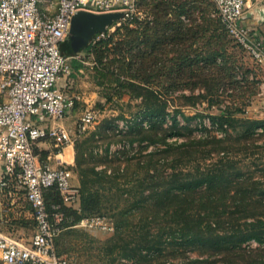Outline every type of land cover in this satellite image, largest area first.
Returning <instances> with one entry per match:
<instances>
[{
  "label": "rangeland",
  "instance_id": "374dc122",
  "mask_svg": "<svg viewBox=\"0 0 264 264\" xmlns=\"http://www.w3.org/2000/svg\"><path fill=\"white\" fill-rule=\"evenodd\" d=\"M163 4L168 6L166 20L186 25L190 24L191 16H195L203 27L202 30L198 27V38L182 49L181 55L168 49L171 45L168 37H165L166 47L163 49L161 44V49L159 41L141 35V29L144 32L146 27L154 25L152 10ZM182 5L189 12H180ZM246 9L263 11L255 25L264 36V5L258 0H246ZM136 11L141 24L132 22L115 34L120 24H113L105 31L96 32L88 44L77 51H72L70 46L62 47L69 53L72 66L78 63L80 68L71 67V74L60 78L65 79L63 88L72 99V105L56 119H71L70 126L65 120L63 125L68 126L72 138L69 154L66 151L64 158L72 155L69 167L78 197L70 204L62 203L54 190L45 197L46 203L61 202L64 227L56 238L57 251L68 264H241L240 257L251 264H264V233L228 247V252L215 240L202 245L188 243L182 252L180 238H167L170 234L162 237V240L167 238L159 244L162 250L149 247L145 252L135 244L136 240L130 241L136 229L130 220L132 217L125 215L120 216L121 219L118 213L141 207L133 199L141 196L142 188L137 183L144 175L142 164L149 150L155 152L154 161L160 158L174 165L185 162L181 167L189 169V177L197 178L201 169L210 174L215 170L223 171L206 193L195 199L203 201L201 207L206 211L214 212L210 217L212 226L245 230L244 218H241L244 210L264 214V115H260L264 111V66L224 31L211 0H136ZM171 33L168 30L165 36ZM67 38L64 41L68 43ZM209 46L223 49L217 55V67L206 60ZM136 52L140 58L134 56ZM128 62L129 69L126 68ZM134 64L143 67L139 71L142 78L136 75L132 78L137 79H130ZM131 80L135 82L130 83ZM156 98L168 101L166 107L170 113L165 116L168 121L175 115L174 127L170 122L163 124L167 131L150 127L155 117L144 116L141 111L146 102L156 105L159 101ZM85 109H91L94 116L85 129L78 131L77 122ZM188 116L191 118L187 119ZM143 123L144 127L140 128ZM164 133V139L177 143L174 145L183 146L182 140L187 137L194 142L186 153H181V146L162 150ZM146 138L157 141L160 152L156 144L147 143ZM131 187L134 193L129 190ZM89 191L92 200L87 202ZM15 192L14 203L17 201L28 213L23 216L8 209L10 198L2 194L0 224L27 237L35 222L23 189ZM89 216L103 217L113 228L90 226L84 222ZM172 217L173 214L168 215L170 221L162 223L161 227L176 235L179 225L171 222ZM249 219L258 217L249 216ZM18 224L20 232L13 228ZM120 224L130 233L127 246L136 247L134 256L128 247L109 250L115 240V226Z\"/></svg>",
  "mask_w": 264,
  "mask_h": 264
},
{
  "label": "built area",
  "instance_id": "2783aa9c",
  "mask_svg": "<svg viewBox=\"0 0 264 264\" xmlns=\"http://www.w3.org/2000/svg\"><path fill=\"white\" fill-rule=\"evenodd\" d=\"M211 1L228 35L264 66V36L246 22V0ZM258 1L264 5V0ZM78 10L121 11L117 24L139 17L136 0H0V193L23 189L35 222L29 237L0 234V264H68L55 243L64 227L61 202L47 206L45 195L53 188L62 203L75 202L73 171L60 157L51 165L37 142L50 139L56 155L72 143L65 127L46 122L58 119L72 105L59 81L71 73L70 55L60 45ZM93 116L85 109L77 130L85 129ZM84 222L113 228L100 216Z\"/></svg>",
  "mask_w": 264,
  "mask_h": 264
},
{
  "label": "trees",
  "instance_id": "16d2710c",
  "mask_svg": "<svg viewBox=\"0 0 264 264\" xmlns=\"http://www.w3.org/2000/svg\"><path fill=\"white\" fill-rule=\"evenodd\" d=\"M165 3V2H164ZM167 5L159 6L155 10H152L155 16L154 25L151 28H145L144 32L141 29V35H149L154 42L159 41V47L163 49L166 47V38L168 37L169 42L171 43L170 49L172 52L180 53V55L184 52L182 49L189 46V44L194 43L195 40L198 38V27L200 30L203 29V27H200V23L197 22V17L191 16V20H189L190 24H183V22L177 21L176 23L170 22L168 19H165V15L167 14ZM188 11V9L184 10V5L181 6L180 12ZM179 12V13H180ZM189 12V11H188ZM217 18V17H216ZM218 22L220 23L219 19L217 18ZM207 21L210 23L211 19L208 17ZM132 22H137L141 24L142 20L139 17H133L129 20H122L120 21V25H117L116 30L113 32V34L119 32L121 29H126L127 25L131 24ZM116 24V21H114L111 25ZM109 25V26H111ZM221 27L223 28V25L220 23ZM108 26V27H109ZM196 27L197 29H194ZM224 29V28H223ZM168 30H171V34L169 36H165V32ZM226 32V30L224 29ZM139 32V33H140ZM227 33V32H226ZM228 34V33H227ZM137 37V35H136ZM188 40V41H187ZM63 44V45H62ZM107 44V43H105ZM162 44V45H161ZM65 45L66 48H69V44L64 41L60 45L61 51L68 55L69 53H65L63 51V46ZM152 47V46H151ZM154 47H158L157 45H154ZM152 49H154L152 47ZM208 57L206 58L207 62L210 64H216L215 62L217 59V55L222 52V47H216V46H209L208 47ZM72 53V52H71ZM135 57L140 56L138 52L134 55ZM140 58V57H138ZM75 61V60H73ZM71 67L74 69V67L78 68V63L73 64L70 62ZM129 62L126 64V68L128 67ZM147 66H144V69L146 70ZM204 67V66H202ZM71 68V72H72ZM98 68V67H97ZM133 76L130 77V79H137L132 78L140 76L139 71H141V67L138 64H134L131 69ZM130 69V70H131ZM205 70H209L205 67ZM71 74V73H70ZM202 79V78H201ZM206 80V79H205ZM135 81L131 80L130 83H134ZM162 99V98H161ZM159 99L156 98V105L153 106V104H148L146 102V105L142 108V113L144 116L151 115L152 117H155L156 120L150 121V127H157L161 130H166V127L163 126L168 124L170 122V126L174 127L176 124L175 115H172V120H169L165 118L166 115H169L170 110L167 109V100L165 99ZM155 100H151L150 102L154 103ZM190 101V100H189ZM178 108V107H174ZM222 117V116H221ZM224 117V115H223ZM187 119L191 118V116L186 117ZM151 120V119H150ZM172 121V122H171ZM257 121V119L255 120ZM138 125V124H137ZM139 127V125H138ZM144 127V123L140 125V128ZM186 127V126H185ZM148 128V127H147ZM147 128L145 130H147ZM167 131V130H166ZM171 131H169L166 134H169ZM180 132V131H177ZM165 134V133H164ZM166 134L162 137L163 142L165 143L162 147L164 149L162 150H169L171 147H180L181 145H174L173 141H167L164 139L166 137ZM147 143H154L156 144L155 140L146 138ZM201 140V138H199ZM192 141L194 142L193 138L187 137L186 139L182 140V145L180 147L181 153L188 152V148L190 147ZM196 144L199 143L198 140L195 141ZM177 144V143H175ZM156 150L160 152V148L158 145H155ZM155 154L153 150H149L147 152V159L142 164V166L145 168V172L142 178L139 179L137 186L139 188H142L140 191L141 196L138 199H133V202L136 201L141 204V207L133 210H129V212H122L118 213V216H128L130 215L132 219V224H134L135 231L131 234L134 235L133 239H130V241L136 240V243L138 246L140 245L142 249H145V252H147L149 247H152L154 250L163 249L159 247V244L163 243L167 238L170 237H179V248L183 252L187 248V244H204L206 241L209 240H215L216 243L223 244L225 246V252H228L231 247H234L235 245L240 244L244 240L251 238V237H260L261 233H264V214L262 213H249L247 211H243L241 218H244L243 225H245V230H240L238 227H232L231 229H222L215 226H212L211 224L213 221L211 220V216L214 214L213 211H206L205 208L202 206V200L198 199L195 201L197 197H202L203 194L206 193L207 189L211 187V183L214 182L220 175H222V172L220 170H215L213 173H208L204 171L203 169L199 170L198 177L193 178L189 177V169L181 167L182 165H186L185 162H179L176 165L173 164L172 161L165 162L164 159L158 158L157 161L152 160V156ZM180 157L181 154H180ZM209 181V185L208 184ZM51 190H54L51 188L46 192V195ZM129 190H133V187H131ZM55 191V190H54ZM56 192V191H55ZM57 193V192H56ZM49 194V193H48ZM58 194V193H57ZM87 195L86 200L91 201L92 199V192L89 191ZM264 194V191L262 192V196ZM45 195V197H46ZM59 195V194H58ZM134 196V195H131ZM97 196H95L96 199ZM206 197V195H205ZM242 201L243 198L241 197ZM54 200V199H53ZM52 202H59V201H51L47 202V206L50 205ZM135 202V203H136ZM173 214V217L171 218V222L176 223L179 225V232L178 234H174L173 232H170L169 229L166 230L165 228H162V223L165 224V222L170 221L168 218V215ZM249 216H257V220H250ZM120 217V218H121ZM168 218V219H167ZM122 219V218H121ZM235 219V218H234ZM161 223V224H160ZM64 226V224H63ZM116 235L115 240L109 250L115 249V248H127L129 240L127 239V236H129V231L125 229V226L116 225ZM231 230V231H230ZM170 232V233H169ZM166 239L162 240V237L168 236ZM59 235V234H58ZM126 238H125V237ZM57 238V237H56ZM126 242V243H125ZM56 243V241H55ZM136 247H128V250H130V253L132 256L135 255ZM231 251V250H230ZM180 252V251H179ZM222 252V251H221ZM128 256L127 253H124V256ZM243 261H241V264H251L249 263L248 259H245L243 257H240ZM243 262V263H242ZM161 264V263H160ZM163 264V263H162Z\"/></svg>",
  "mask_w": 264,
  "mask_h": 264
},
{
  "label": "crops",
  "instance_id": "0c3cea01",
  "mask_svg": "<svg viewBox=\"0 0 264 264\" xmlns=\"http://www.w3.org/2000/svg\"><path fill=\"white\" fill-rule=\"evenodd\" d=\"M246 13H247L246 22L248 24L253 25V26H255L257 28V26L255 25V23H256L255 21H257L256 20L257 17L259 19L261 18V15H260L261 11L259 12L257 9H255V11L254 10H246ZM59 81H60L61 85H63L64 83H62V82L65 81V79H60ZM262 114L264 115V111L260 112L261 116H263ZM64 120L70 126V122H71L70 117L68 119H64ZM64 120L47 121L46 124L47 125L48 124H50V125H58V126L64 127L63 126L64 122H65ZM66 129H68V126H67ZM37 145H38L37 149L40 151L41 154L50 157L51 165L54 166V165L58 164V161L56 160V158L60 157L61 163H65L68 166H70L69 164L71 163L72 155L71 154L67 155L66 158H64V156H65V154L67 152L69 154V150H70L69 147L72 146L71 143L66 144L62 148L61 152H59L57 155L54 154L55 149H54V146H53L52 141L50 139H48V138L41 139L40 141L37 142ZM1 171H2V163L0 162V173H1ZM2 194H6L10 198V206L8 207V209H11V210L15 211L17 214H21L22 213L23 216L27 215V213H28L27 210L23 209L22 207H19V204L17 203V201H16V203H14L17 193L15 191H13V188H10V190H8V189L3 190V192L0 193V195H2ZM30 215H31V210H30ZM34 227H35V224L33 226L32 231L30 232V234H28L27 237H29L32 234V232L34 231ZM13 228H16V231L20 232L18 229H20L21 226H20V224H18V225H15ZM0 234H13V235H16V236L24 237L23 235H20V233H16V232L14 233V232L9 231L6 227L2 226L1 224H0Z\"/></svg>",
  "mask_w": 264,
  "mask_h": 264
},
{
  "label": "water",
  "instance_id": "95a60500",
  "mask_svg": "<svg viewBox=\"0 0 264 264\" xmlns=\"http://www.w3.org/2000/svg\"><path fill=\"white\" fill-rule=\"evenodd\" d=\"M121 11H110L96 13L88 10H78L70 20L68 44L72 51L85 47L91 37L99 31L111 25L115 20L120 19Z\"/></svg>",
  "mask_w": 264,
  "mask_h": 264
},
{
  "label": "bare ground",
  "instance_id": "6f19581e",
  "mask_svg": "<svg viewBox=\"0 0 264 264\" xmlns=\"http://www.w3.org/2000/svg\"><path fill=\"white\" fill-rule=\"evenodd\" d=\"M261 11V10H260ZM261 14L263 15V11H261Z\"/></svg>",
  "mask_w": 264,
  "mask_h": 264
}]
</instances>
